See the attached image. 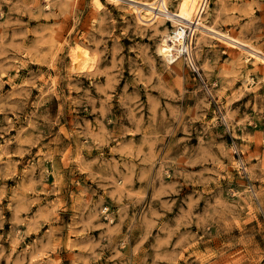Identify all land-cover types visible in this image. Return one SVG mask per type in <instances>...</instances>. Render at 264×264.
I'll return each instance as SVG.
<instances>
[{"label":"rangeland","instance_id":"1","mask_svg":"<svg viewBox=\"0 0 264 264\" xmlns=\"http://www.w3.org/2000/svg\"><path fill=\"white\" fill-rule=\"evenodd\" d=\"M141 1L0 0V264H264V0Z\"/></svg>","mask_w":264,"mask_h":264},{"label":"bare ground","instance_id":"2","mask_svg":"<svg viewBox=\"0 0 264 264\" xmlns=\"http://www.w3.org/2000/svg\"><path fill=\"white\" fill-rule=\"evenodd\" d=\"M118 5L121 0H108ZM141 1L143 7L133 5L132 9L136 12L138 22L145 26H155L158 22H170L172 31H166L158 46L159 53L164 57L169 65L178 62L189 48L186 44L187 29L192 33L200 34L203 30V4L206 0H189L185 5L186 9L178 6L174 11L168 7V0ZM139 3V2H138ZM207 3V1H206ZM131 5V4H130ZM93 6L97 10H103L102 0H93ZM148 17L149 19H146ZM158 25V24H157ZM162 33V32H161ZM219 39L227 46H233L231 36L224 32L219 35ZM71 63L74 71L79 69L85 62L82 50L78 45L71 47ZM264 60V56L262 57Z\"/></svg>","mask_w":264,"mask_h":264},{"label":"built area","instance_id":"3","mask_svg":"<svg viewBox=\"0 0 264 264\" xmlns=\"http://www.w3.org/2000/svg\"><path fill=\"white\" fill-rule=\"evenodd\" d=\"M205 5H206V1H205V3L203 4V9L205 8ZM188 31V30H187ZM187 33V32H186ZM186 39H187V35H186Z\"/></svg>","mask_w":264,"mask_h":264}]
</instances>
